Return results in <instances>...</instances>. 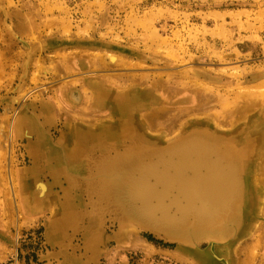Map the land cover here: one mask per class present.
<instances>
[{
  "label": "rangeland",
  "instance_id": "1",
  "mask_svg": "<svg viewBox=\"0 0 264 264\" xmlns=\"http://www.w3.org/2000/svg\"><path fill=\"white\" fill-rule=\"evenodd\" d=\"M34 123L67 151L103 127L128 138L50 166ZM197 128L250 148L251 196L220 232L173 230L88 188L135 130L165 150ZM0 264H264V0H0Z\"/></svg>",
  "mask_w": 264,
  "mask_h": 264
},
{
  "label": "bare ground",
  "instance_id": "2",
  "mask_svg": "<svg viewBox=\"0 0 264 264\" xmlns=\"http://www.w3.org/2000/svg\"><path fill=\"white\" fill-rule=\"evenodd\" d=\"M130 100L121 98L120 102L126 105ZM33 125L38 136L35 154H39L41 161L57 167L96 146L104 144L113 150L128 138L117 133L119 128L103 127L98 133L84 134L81 143L67 151L53 147L42 138L37 125ZM129 141L124 152L118 150L114 155L107 152L95 165L96 177L88 188L97 194L102 205L106 202V206L117 210L158 219L173 230L220 232L227 220L239 218L240 214L234 211L236 205L246 203L251 196L249 178L243 172L250 153L245 140L238 142L231 136L214 135L205 128H197L166 145L171 150L158 148L160 142L144 137L137 130ZM173 187L186 202L182 203L179 216H170L164 208L163 197ZM157 208L163 210L159 218ZM73 215L66 212L60 217L56 222L59 228L73 220Z\"/></svg>",
  "mask_w": 264,
  "mask_h": 264
},
{
  "label": "trees",
  "instance_id": "3",
  "mask_svg": "<svg viewBox=\"0 0 264 264\" xmlns=\"http://www.w3.org/2000/svg\"><path fill=\"white\" fill-rule=\"evenodd\" d=\"M149 237H152L151 235H149Z\"/></svg>",
  "mask_w": 264,
  "mask_h": 264
}]
</instances>
